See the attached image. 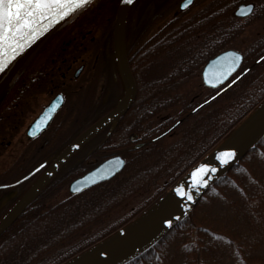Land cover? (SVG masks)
Masks as SVG:
<instances>
[{"label":"trees","instance_id":"16d2710c","mask_svg":"<svg viewBox=\"0 0 264 264\" xmlns=\"http://www.w3.org/2000/svg\"><path fill=\"white\" fill-rule=\"evenodd\" d=\"M253 1L256 8L246 23V36L251 34L249 42L256 44L249 48L254 56L247 59L249 62L258 52L264 54V0ZM218 2L225 9L239 0ZM119 3L96 0L69 25L52 29L54 33L41 51L47 52L58 39H62L59 47H66L69 39L79 46L92 36L96 37L94 45L101 48L112 41ZM24 52L17 55V68L23 66ZM192 59L176 62L180 65H174L173 85L150 81L147 64V85L139 88L143 132L154 138L181 119L172 136L133 153L123 181L115 185L107 183L71 197L49 193L41 215L32 209L28 220L21 217L0 236V264H70L97 248L162 202L264 105L261 63L221 97L195 114L188 112L194 109L192 97L201 90L195 86L202 83ZM188 65L191 68L187 71L176 69ZM214 93L208 90L201 98L208 99ZM166 116L170 117L162 119ZM123 204L131 210L112 222V213ZM123 264H264V135L210 185L189 213Z\"/></svg>","mask_w":264,"mask_h":264},{"label":"flooded vegetation","instance_id":"af4514ba","mask_svg":"<svg viewBox=\"0 0 264 264\" xmlns=\"http://www.w3.org/2000/svg\"><path fill=\"white\" fill-rule=\"evenodd\" d=\"M182 1L137 0L130 8L126 47L136 84L132 105L117 121L108 124L80 147L4 233L21 217L28 220L32 209L40 211L41 215L43 201L49 193L54 197L60 194L66 197L80 195L70 192L71 184L110 158L121 157L125 165L113 179L96 186L123 181L131 155L148 148L149 143L157 142L152 140L172 126H166L165 131L150 139L151 134L143 132L142 101L137 96L139 88L147 85L144 78L147 64H150V81L155 85H173L174 65H180L176 62L193 56L192 65L196 64L202 80L195 86L201 89L200 92L191 99L190 104L195 108L206 101L207 98H201L204 92L209 90L216 94L242 75L235 86L254 65L264 63L261 52L257 53L254 61L247 60L254 57L249 48L256 44L249 42L251 34L246 36V23L255 11V1L239 0L237 4H227L225 9L219 0H194L185 8H181ZM247 5L253 7L252 11L239 16V8ZM53 33L50 30L30 44L24 52L27 56L23 66L17 68L16 61L0 78V222L56 158L82 133L112 112L126 95V84L114 53L113 37L101 48L94 45L95 36L80 41L79 46L69 39L66 47H59L62 39H58L56 45H49L47 52L41 51ZM239 43L242 45H237ZM228 50L242 54L238 70L221 85L207 86L202 78L204 67L210 59ZM190 68L188 65L176 69L184 72ZM9 78L10 81L6 82ZM60 101L61 105L49 123L35 127L51 104ZM174 131L163 138L172 136Z\"/></svg>","mask_w":264,"mask_h":264},{"label":"water","instance_id":"95a60500","mask_svg":"<svg viewBox=\"0 0 264 264\" xmlns=\"http://www.w3.org/2000/svg\"><path fill=\"white\" fill-rule=\"evenodd\" d=\"M133 1L134 0H132L131 3H127L125 0H121L117 12L113 35L115 57L126 84V95L124 99L112 112L82 133L56 158V160L50 165L42 177L32 186L24 198L0 222V235H2L18 219L27 205L48 185L50 180L59 171L63 164L72 155H74L80 147L98 134L108 124L117 121V119L124 115L132 105L136 97V84L127 58L125 27L127 16ZM193 1L194 0H185L182 2L181 7L184 8L185 6L192 4ZM247 6H241L237 14L239 16L248 15L252 11L253 7L249 10ZM56 24L48 27L47 30ZM259 61H261V59ZM241 62L242 54L234 50L225 51L217 57L210 59L204 67L202 73L204 83L210 87H217L221 85L238 70ZM241 77L242 75L237 77L224 89L198 106L193 110V113L218 98L231 86H233ZM60 105L61 101L51 104L47 113L36 122L35 127L39 124L43 125L42 127L46 126L53 116V113H55ZM180 123L181 121L177 122L170 129L152 141L155 142L163 138L174 130ZM263 135L264 105H262L240 128H238L203 162V164H207L210 167L215 168L216 171L208 175V183L206 186H202L198 190L192 191L193 200H183L174 190L171 191L162 202H160L156 207L135 223L70 264H123L144 251L156 242L162 235L167 233L183 216L189 213L210 185L227 169L235 164L250 148H252ZM224 153H233V155L231 157L223 156L222 154ZM217 157H220V159H217ZM221 159L227 160L228 162L221 164ZM124 165L125 160L121 157L110 158L96 169L74 181L70 186V191L74 194H78L103 181L109 180L117 175L123 169ZM189 183L190 178L187 175L180 184L189 185ZM168 221H171V225L167 223Z\"/></svg>","mask_w":264,"mask_h":264},{"label":"snow or ice","instance_id":"6c2138e0","mask_svg":"<svg viewBox=\"0 0 264 264\" xmlns=\"http://www.w3.org/2000/svg\"><path fill=\"white\" fill-rule=\"evenodd\" d=\"M125 2L131 3L132 0ZM89 3L90 0H0V72L5 70L7 63L19 51L48 27L59 23ZM247 7L250 10L252 6ZM222 155L231 157L233 153ZM227 162L221 159V164ZM215 171V168L201 163L188 174L189 185L178 184L174 191L181 199L191 201L192 191L206 186L208 175ZM167 223L171 225V221Z\"/></svg>","mask_w":264,"mask_h":264},{"label":"rangeland","instance_id":"374dc122","mask_svg":"<svg viewBox=\"0 0 264 264\" xmlns=\"http://www.w3.org/2000/svg\"><path fill=\"white\" fill-rule=\"evenodd\" d=\"M2 77L3 76H1V78ZM123 206L124 207H122V208L119 207L118 209L115 210V212L112 213V216H113V218H111L112 222L121 220L122 216H124L129 210H131V206L130 205L123 204ZM114 216H118V217H114Z\"/></svg>","mask_w":264,"mask_h":264}]
</instances>
